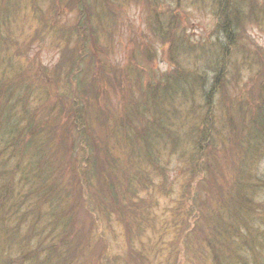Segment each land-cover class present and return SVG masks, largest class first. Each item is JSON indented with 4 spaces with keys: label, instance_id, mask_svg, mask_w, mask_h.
Masks as SVG:
<instances>
[{
    "label": "rangeland",
    "instance_id": "obj_1",
    "mask_svg": "<svg viewBox=\"0 0 264 264\" xmlns=\"http://www.w3.org/2000/svg\"><path fill=\"white\" fill-rule=\"evenodd\" d=\"M64 58L75 63L73 73L61 71ZM262 59L264 0H0V121L7 114L13 123L37 112L38 119L49 113L47 120L55 123L59 98H67L70 105L75 100L74 109L79 110V97H97L102 114L96 117L97 106L91 105L80 120L116 150L119 165L134 179L119 186L120 200L125 206L143 202L135 209L143 212L135 214L138 220L133 219L128 239L123 211L95 209L89 202L78 206L79 190L71 192V181L67 193L77 197L71 213L61 214L66 207L55 205L37 221L20 216L25 209L21 205L20 215L7 219L2 204L0 264H264V143L257 136L254 152L240 153L245 131L231 113L237 104L243 109L264 99L259 88ZM68 66L66 61L63 67ZM79 79L83 84L93 81L95 88L76 95ZM129 91L132 97H155L151 117L135 118L134 112L125 117V109L132 107L126 100ZM146 122L156 130L158 142L143 160L125 150L130 132L140 138ZM82 126L79 122L77 133L68 139L71 157L65 164L80 162V170L93 158L86 136L76 140ZM99 152L107 154L101 148ZM153 156L158 159L155 167L146 160ZM231 158L239 168L236 174L244 168L253 177L251 183L261 184H250L246 194L236 193L234 178L239 177ZM64 177L75 179L76 174ZM209 182L232 186L230 200L224 199L221 207L216 190L210 221L219 228L234 222L238 227L228 232L225 244L213 241L215 254L198 239L196 232L203 228L192 215L193 197L208 195ZM33 183L30 178L28 184ZM88 192L81 191L85 201ZM18 193L9 203L24 201ZM61 215L64 222H58ZM190 225L197 231L186 232V241L177 244ZM13 231L17 236L7 237ZM82 232L85 243L76 244ZM62 234L71 235L72 244L61 245ZM74 250L71 262L67 255Z\"/></svg>",
    "mask_w": 264,
    "mask_h": 264
},
{
    "label": "trees",
    "instance_id": "obj_2",
    "mask_svg": "<svg viewBox=\"0 0 264 264\" xmlns=\"http://www.w3.org/2000/svg\"><path fill=\"white\" fill-rule=\"evenodd\" d=\"M227 16H229V12H227L226 17ZM169 24H171V21H169ZM66 61H69V66L64 69L63 66H65ZM61 63H63V66H61V71L65 70V74L68 75L69 73H73L75 71V63H73V61L64 58V62ZM261 63L262 65L264 64V59H262ZM262 69V72H264V66ZM191 78L192 79L189 84L192 83V80L197 79L195 76ZM77 81L78 83L74 86V92L78 96H81L83 92L85 95L89 88L91 90L95 88V86H91L93 83L91 80L87 84H83V80L81 79ZM259 88L264 89V80L260 81ZM261 97H264V95ZM79 98H81L83 102V105L81 104V109L79 110L74 109L73 102L75 100H73L72 104L70 105L67 101V98L65 100L59 98L60 105L56 108L58 118L56 119L55 117V123H50V121L47 120L50 116L49 113L48 117L45 119H38V117H36L38 116L37 112H35L33 115L25 114L23 119L17 120L13 123L8 122L10 119H8L7 114L3 117V121H0V152L3 155V160L2 157L0 160V185L3 188V192L0 189V209L3 206V216L7 217V219H9V217L13 219L15 216L20 215V208L22 207L21 205H23L25 208L22 209L24 210V214L20 216L33 217L34 220L38 221L39 216L44 213L43 210H48L46 208L51 210L55 205H64L66 208L61 213L64 214L71 213L69 207H75L76 203L78 206H85L89 202V204L91 203L92 208L94 207L95 209L98 208L111 213L116 211L117 213H120L123 211L122 224L123 227L126 228L125 232H127L133 228V219H135V221L138 220V218H135V214L137 212H143L141 210H135L139 205L143 206V202L141 201L139 204H137L136 201L133 200L131 203H129V205L125 206L124 200H120L121 194H119V186L125 185V182L129 183L134 181V179H129L128 177L131 174L124 172L121 167L123 165H119V157L115 153L116 150L110 149L108 144L104 143L102 139L96 134L87 131L86 128L88 123H85L84 120H80L81 116L91 105L97 106L98 111L95 116L99 117L102 114H99V106L102 103L98 104L97 97L81 96ZM154 99L155 97H132L131 91H129L126 100L130 103V105H132V107H130V111L125 109V117L130 118L129 112H131V114L134 112L135 118L145 119L151 117V114L154 113V110L152 109ZM77 101L80 102L79 99ZM231 113L233 116H237V118L242 122L240 128L242 131H245V135L241 138L240 146L242 152L240 153L247 155L250 152H254L255 143L252 142L254 138L259 136L257 138L259 139V143H264V99L257 104L252 103L250 106L246 105L243 109L242 106L237 104ZM85 117L87 120L86 114ZM245 118L250 119L247 120L250 121V124L246 123V127L243 123ZM27 119H29L30 122L23 125V121ZM36 119L40 121V124L36 121ZM79 122L83 123V126L80 128L81 130L79 135H77L78 139L76 140L79 143L80 138H83V135L86 136V140L90 142L92 146L90 148V152H92L90 155H93V158L90 157L92 158L90 161H86L84 163V166L81 168V170L79 169L80 162H74L72 167L65 165L66 161L68 162L69 156L71 157L68 147V139L71 135H75L77 133ZM86 124L87 126L85 127ZM34 126L41 128V130L35 132L34 130H36V128ZM145 126L146 127H144V125L142 126V128H145L146 130L145 134L139 136L140 138L138 139L135 138V135L133 137V133L130 132L131 136L128 137L129 147L128 150H125L128 155L134 154L137 157L140 156V158L143 160L144 157H147L149 152H151L152 147L150 146L156 147L155 145L158 142V140L153 137L157 133L156 130L150 127L147 122ZM134 132H136L138 135L140 134L139 129H134ZM247 132L250 133L249 137L246 135ZM141 138L143 139L141 140ZM198 138H202V136L198 135ZM55 141H57V144H55ZM203 141L205 142L204 138ZM61 148L63 149L61 150ZM100 148L106 151L107 154L105 156L101 155L99 152ZM153 154L155 156V150L153 151ZM59 155H62V160L60 159ZM222 157L223 161L226 163L225 156ZM146 160L152 163L154 167L157 166V157H154V159L148 157ZM231 162L232 164L234 163L232 158ZM232 164H230L231 168L234 170L235 175L239 177L234 178L233 185L236 186L234 189L236 193L239 192L246 194L250 184L251 187L261 184L260 180H258L257 183H251L249 178L252 179L253 177L252 175L250 177L244 168H242L243 170L240 174H236L239 168L237 167V164ZM67 173L76 174L75 179L70 177L65 178L64 175H67ZM119 174L122 175L118 176ZM1 176L3 177L1 178ZM30 178L31 181L34 182L33 184H35V191H37L39 195L33 192V184H28ZM93 179H95V181H93ZM137 180L141 181L140 179ZM70 181L74 185L71 192H73L75 195V191L79 190V196H77L78 201L76 203H74L73 200L77 197L67 193ZM222 181L226 180L222 179ZM209 184V188L207 189V191H209L208 195L205 193V197H197V195L193 197V199L195 198L193 201L195 210L193 209L192 215L198 223L196 226L198 228H203V230L196 232L198 239L203 240L207 247L209 246L210 249H212V252L215 254L216 251L213 249V241H215L217 244L218 242H223V244H225L228 242L229 233L238 227L236 226V222L232 224L229 223L230 225L223 224L220 226L221 228L215 225V221L212 224L210 218H213L212 216H215V214L213 211L214 205H212L211 199L217 197L216 190H218L220 192L218 196H221V201L217 206L221 207L220 205L222 204L223 200L229 199L227 192L232 186L230 185L227 189L224 185H217L216 183L211 185L210 182ZM65 186H67V189ZM243 189H246V191L241 192ZM85 190L86 192L90 191L88 192L89 195H87V201H85V198L81 194V191ZM18 191L21 193V195H23L19 196L20 199L22 200L24 197V201L19 205L14 204L13 202L9 203L12 196ZM70 198H72V200H70ZM59 199L61 200V203L59 202ZM228 203L229 205L232 204L230 201H228ZM229 205L227 206V209H230ZM120 207L123 208V210H119ZM145 209H147L146 206ZM236 213L238 214V212ZM62 217L63 216L61 215V219L58 222L65 221L63 220L64 218L62 219ZM150 220H153V218ZM241 220L243 219L241 218ZM56 221L57 219L55 218L52 220V222ZM185 224V220L182 223H178L180 228H183ZM196 226L190 225L188 229H184L183 237L180 236L177 238V244L181 245L183 240L186 241L188 237L186 236V232L195 230L197 231ZM12 233L13 234L10 235L8 234L7 237L17 236L16 233L18 232L13 231ZM63 236L64 235L62 234V237L60 238L61 245L67 246L68 244H72L71 235L64 238ZM126 236L128 239V232L126 233ZM222 236L223 238H221ZM216 237L219 238V240H217ZM224 238L227 241H224ZM82 242L85 243L84 232L78 235L76 244H80ZM222 247H224V245H222ZM75 254L76 252L74 250V252L67 255L68 258H71V262L75 260Z\"/></svg>",
    "mask_w": 264,
    "mask_h": 264
}]
</instances>
